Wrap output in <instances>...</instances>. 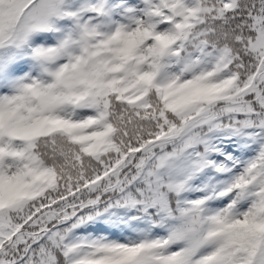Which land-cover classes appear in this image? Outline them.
<instances>
[{
    "label": "snow or ice",
    "instance_id": "snow-or-ice-1",
    "mask_svg": "<svg viewBox=\"0 0 264 264\" xmlns=\"http://www.w3.org/2000/svg\"><path fill=\"white\" fill-rule=\"evenodd\" d=\"M0 264H264V0H0Z\"/></svg>",
    "mask_w": 264,
    "mask_h": 264
}]
</instances>
